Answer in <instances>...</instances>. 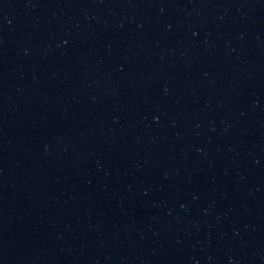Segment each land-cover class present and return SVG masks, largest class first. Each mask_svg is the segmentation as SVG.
<instances>
[{
    "label": "water",
    "instance_id": "95a60500",
    "mask_svg": "<svg viewBox=\"0 0 264 264\" xmlns=\"http://www.w3.org/2000/svg\"><path fill=\"white\" fill-rule=\"evenodd\" d=\"M0 264H264V0H0Z\"/></svg>",
    "mask_w": 264,
    "mask_h": 264
}]
</instances>
